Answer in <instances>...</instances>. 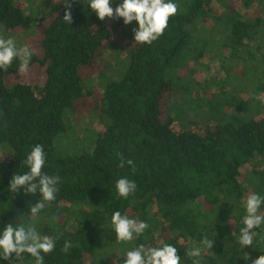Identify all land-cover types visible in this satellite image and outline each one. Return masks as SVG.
<instances>
[{"label": "trees", "instance_id": "1", "mask_svg": "<svg viewBox=\"0 0 264 264\" xmlns=\"http://www.w3.org/2000/svg\"><path fill=\"white\" fill-rule=\"evenodd\" d=\"M64 11L65 0H54L37 21L15 0H0V28L13 35L35 27L27 71L17 59L0 70V227L30 221L56 237L44 264H114L113 250L161 242L177 246L181 264H193V247L203 249L199 264H245L236 243L244 204L252 192L264 194V0H193L189 13L170 17L151 44L134 42L135 22L98 21L86 0H73L71 24ZM207 16L222 26L221 35L191 30ZM110 47L123 59L111 67L113 80L101 74L109 70ZM207 59L219 63L224 78L213 97L203 93L206 122L186 130L170 109L174 81L190 86L189 60ZM230 62L241 63L248 80L241 88ZM177 70L185 75L173 76ZM96 73L100 90L92 87ZM81 115L99 119L103 132L92 141L70 139L66 118ZM58 140L71 151L58 152ZM36 144L46 153L42 171L59 182L56 199L33 218L39 193L16 194L9 182L28 170L23 161ZM122 177L136 184L126 199L115 188ZM115 210L149 227L132 242H116L109 224Z\"/></svg>", "mask_w": 264, "mask_h": 264}, {"label": "clouds", "instance_id": "2", "mask_svg": "<svg viewBox=\"0 0 264 264\" xmlns=\"http://www.w3.org/2000/svg\"><path fill=\"white\" fill-rule=\"evenodd\" d=\"M73 0H65L63 19L66 23L73 22L71 11ZM87 7L95 14L96 19L104 22L106 19L122 21L124 26L135 22L134 42L151 44L165 32L169 18L177 14L176 0H86ZM31 52L27 46L17 48L13 39L0 38V70H6L14 58H19L20 72H26ZM27 171L14 173L9 182L12 192L20 194L21 188L25 194L39 193L38 200L30 208L33 218H38L46 203L56 199L58 191V176H51L42 171L46 165V153L43 145L36 144L23 161ZM131 165L132 161H128ZM123 166V164L121 165ZM118 195L127 198L136 184L126 177L115 183ZM241 219L242 227L236 237L239 249L244 252L245 264H264V194L252 192L247 195ZM110 230L116 242H132L141 236L149 227L143 220H137L115 210L111 213ZM206 248H212L213 241L205 239ZM56 247V237L42 234L37 223L30 221L3 222L0 227V264H44L46 254L53 252ZM70 247L65 242L64 248ZM246 251V249H249ZM259 250L258 255H254ZM201 247L191 248L187 255L196 258L193 264H199L202 255ZM114 264H181L182 256L172 243L156 245L138 244L125 247L122 252L113 250ZM30 258V259H29Z\"/></svg>", "mask_w": 264, "mask_h": 264}, {"label": "rangeland", "instance_id": "3", "mask_svg": "<svg viewBox=\"0 0 264 264\" xmlns=\"http://www.w3.org/2000/svg\"><path fill=\"white\" fill-rule=\"evenodd\" d=\"M16 3L20 5L22 8V12L26 16H32V18L37 19V21H40V19L48 14L50 11V8L52 6V3H54V0H15ZM176 3L178 4V11L176 15H186L190 11V7L193 3V0H176ZM238 9L241 12H245L244 9L239 8ZM202 18H198L197 22L192 26V31L196 32L198 28H202L204 30H212L215 29L219 31L220 35L223 33L222 26L217 24L215 21V18L213 20L212 17H206L204 22H201ZM35 27H33L29 32L26 33H16V34H8L4 28H0V38H10L13 39L14 43L16 44L17 48H22L27 46V40L28 38H32L34 35ZM28 47V46H27ZM251 49V48H250ZM122 49L119 48V52H121ZM220 53H222L221 49L219 50ZM225 55V50H223L222 53ZM117 48L110 47L106 53L104 58L108 61L109 64V70L102 71L101 74L104 73L108 74V77L113 79V69L111 67L113 64H119L123 65V59L120 57L117 58ZM114 58H117V60L114 61ZM16 59L21 64V60L19 58H14L12 64L16 61ZM30 59V58H29ZM192 60V59H191ZM189 60V64H187L186 68L191 73V82L190 86L186 82L176 80L174 81L173 89H174V95L172 97V100L170 101V109L172 110V115L176 116L180 122V125L183 129H189L190 124H192L194 121H199L202 123L206 122V118H204V110L205 107L204 104V97L203 93H210V95H213L217 93L219 90L220 81L222 78H224V73H222V70L220 69V65L217 61L213 60H205L204 63L201 60L199 62H193ZM12 64L10 66H12ZM232 67L234 69L239 68L238 72L236 73V77H241L242 70L241 69V63L230 62L228 66ZM9 66V67H10ZM123 67H121L120 70H122ZM183 73L179 70L175 71L173 76L176 77H183L184 70H182ZM101 74L96 73L92 78L96 82V84H93V88H97L100 90L102 86V80L100 78ZM185 75V74H184ZM109 79V80H111ZM235 79L234 83L238 85L239 88H241L248 80L246 78L243 79L241 77L239 80ZM189 88L192 96H185L186 88ZM249 93V92H248ZM248 96H251V93L247 94ZM195 96V97H194ZM244 96V95H243ZM248 96L242 97L243 99H247ZM192 97V98H191ZM216 99V98H215ZM71 116L66 118V123L68 127L70 128L69 131H71L72 136L70 137L71 140L75 139V137L81 138L84 141H92L94 137L98 135L99 132H103V130H99V119L93 115L86 116L81 115L78 117V119ZM61 141V142H60ZM58 140L57 149L60 153H68L71 151L70 145L68 142H63L62 140ZM74 141H71L73 143ZM77 144V143H76ZM75 146L72 148L74 149ZM79 149H82L79 145ZM76 149V147H75ZM250 170V166H244L241 169L242 174H246Z\"/></svg>", "mask_w": 264, "mask_h": 264}]
</instances>
